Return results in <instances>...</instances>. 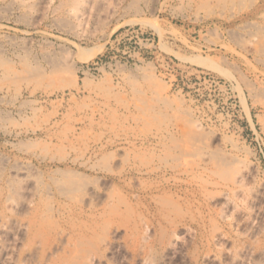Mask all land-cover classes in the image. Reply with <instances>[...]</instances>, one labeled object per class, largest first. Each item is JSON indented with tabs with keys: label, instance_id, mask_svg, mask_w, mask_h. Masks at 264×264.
<instances>
[{
	"label": "rangeland",
	"instance_id": "rangeland-1",
	"mask_svg": "<svg viewBox=\"0 0 264 264\" xmlns=\"http://www.w3.org/2000/svg\"><path fill=\"white\" fill-rule=\"evenodd\" d=\"M0 264H264V0H0Z\"/></svg>",
	"mask_w": 264,
	"mask_h": 264
}]
</instances>
